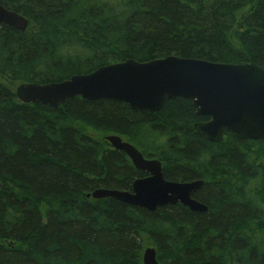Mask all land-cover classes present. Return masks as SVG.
Masks as SVG:
<instances>
[{"label":"trees","instance_id":"obj_1","mask_svg":"<svg viewBox=\"0 0 264 264\" xmlns=\"http://www.w3.org/2000/svg\"><path fill=\"white\" fill-rule=\"evenodd\" d=\"M28 19L0 24V264H264V140L194 129L192 101L155 113L118 101L18 100V84L59 83L111 64L168 56L264 69V0H0ZM117 135L175 182L204 181L194 213L87 195L140 176Z\"/></svg>","mask_w":264,"mask_h":264},{"label":"water","instance_id":"obj_2","mask_svg":"<svg viewBox=\"0 0 264 264\" xmlns=\"http://www.w3.org/2000/svg\"><path fill=\"white\" fill-rule=\"evenodd\" d=\"M0 24L24 32L29 21L0 5ZM15 93L26 104L59 108L80 97L87 102L118 101L133 110L150 113L159 111L168 100L184 98L192 101L197 118H208L195 123L194 129L209 142L221 143L226 133L243 140H264V69L253 63L230 64L176 56L148 62L128 60L59 83H23ZM105 139L149 177L136 180L132 192L97 189L87 197L113 199L150 212L177 204L194 213L207 212V206L193 198L204 181H167L160 161L144 159L134 146L117 135ZM143 264H160L153 247L145 249Z\"/></svg>","mask_w":264,"mask_h":264},{"label":"flooded vegetation","instance_id":"obj_3","mask_svg":"<svg viewBox=\"0 0 264 264\" xmlns=\"http://www.w3.org/2000/svg\"><path fill=\"white\" fill-rule=\"evenodd\" d=\"M130 144V143H129ZM132 145V144H131ZM132 146H134V145H132ZM135 147V146H134ZM136 148V147H135ZM137 149V148H136ZM141 154H142V156L144 157V159H146V160H157V159H154V158H149V157H146L139 149H137ZM119 152H121V151H119ZM123 153V152H122ZM125 154V153H124ZM126 155V154H125ZM127 156V155H126ZM128 157V156H127ZM129 159V158H128ZM129 161L131 162V164L133 165V163H132V161L129 159ZM133 167L135 168V166L133 165ZM135 170H137L136 168H135ZM138 172H140L141 174H140V176L139 177H137L136 178V180H142V179H145V178H147V177H149V175H148V173H145V172H142V171H139V170H137ZM166 179V178H165ZM135 180V181H136ZM167 180V179H166ZM134 181V182H135ZM167 181H170V180H167ZM133 182V183H134ZM171 182H175V181H171ZM187 182H192V181H187ZM179 183H182V182H179ZM110 190H117V189H110ZM118 191H127V192H132V187L129 189V190H118Z\"/></svg>","mask_w":264,"mask_h":264},{"label":"rangeland","instance_id":"obj_4","mask_svg":"<svg viewBox=\"0 0 264 264\" xmlns=\"http://www.w3.org/2000/svg\"><path fill=\"white\" fill-rule=\"evenodd\" d=\"M19 86V84L17 85V86H15V90H16V88Z\"/></svg>","mask_w":264,"mask_h":264}]
</instances>
